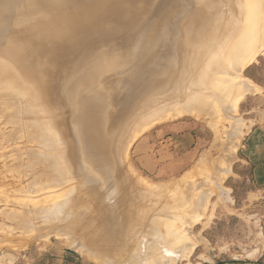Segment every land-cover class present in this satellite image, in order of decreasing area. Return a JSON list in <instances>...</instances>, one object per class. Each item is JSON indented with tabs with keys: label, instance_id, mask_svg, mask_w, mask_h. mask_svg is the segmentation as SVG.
<instances>
[{
	"label": "rangeland",
	"instance_id": "obj_1",
	"mask_svg": "<svg viewBox=\"0 0 264 264\" xmlns=\"http://www.w3.org/2000/svg\"><path fill=\"white\" fill-rule=\"evenodd\" d=\"M101 1L61 0L66 13L88 11ZM127 1L131 5V9L126 10L131 12V25L121 27L118 23L123 22L109 17L104 24L105 30L82 44L83 55L73 56L66 60L64 69L48 75L47 64L51 61L48 55L41 53L39 57L33 55L23 61L16 57L20 54L14 52L21 34L42 18V9L30 0H0V264H256L264 260V185H258L252 167L245 164L246 157L241 154L253 129L264 128V28L258 32L256 51L249 56L245 53L247 58L240 74L239 100L235 107L226 103V106L179 109L180 116L142 129L125 155L126 149L123 150L120 144L125 140L127 143L133 130L137 132V128L145 127L143 122L158 110L156 105H165L169 102L168 96L173 94L168 90L173 88L170 76L179 64L172 63L168 56L178 52L173 46L177 44L178 47L183 41V23L201 11L211 17L227 15L226 7L220 4L209 7V0ZM25 14H29V18ZM58 31L56 27L48 34L55 35ZM149 36L155 38L156 48L151 51L155 53L153 58H166L153 65L151 58L146 59L147 53L142 58L135 57L144 49ZM28 73L31 74L27 76ZM55 75L59 76L55 83V99H52L54 114L57 121L66 123L69 138L65 139L71 145L68 148H78L81 169L75 174L67 173L59 186L56 184L54 188L52 185L54 190L49 185L47 191L32 193L31 184L37 170L32 172L28 168L27 158L32 150L48 153L56 145L52 140L50 146L47 141L28 136L21 126L34 119H46V115L29 110V104L35 96L34 81L47 86ZM85 86L87 89L83 90ZM14 88L19 92L12 102L6 95ZM195 90L200 92L201 89L189 88L186 97ZM114 99L116 104L111 106ZM144 100L147 101L143 108ZM180 104H184V99ZM1 105L6 107L8 114ZM81 117L89 132L88 140ZM74 128L81 133L80 138L73 135ZM101 136L108 141V147L102 153L104 156L102 151L91 146V141L101 139ZM134 177L141 186L165 184L162 192L158 190L149 197L151 201L159 200L165 204L177 200L181 194L184 198L192 196L193 202L185 201L178 217L177 213H171L177 218L172 221L176 223L172 226L176 240L167 239L157 251L155 247L151 249L153 243L146 236L152 232L155 212L136 210V214L126 217L133 227L127 237L123 229L127 222H123V217L128 211L122 209V198L118 199L121 193L117 198L116 194H111L104 196L106 201H92L94 189L110 190L123 178L133 183ZM109 184H113L112 187ZM146 189L150 191V187ZM47 196L60 200L65 196L71 199L70 204L65 212L40 217L42 214L37 210ZM200 196L203 199L200 200ZM34 200L38 202L34 203ZM147 204L150 207L151 204ZM95 206L103 210V215ZM12 211L26 214V219H30L26 223L27 229L24 223L25 226L19 225L9 218ZM116 218L118 231L112 239L106 235L109 229L106 225L109 222L111 226ZM70 238L76 244L71 243ZM136 253L139 257L134 258Z\"/></svg>",
	"mask_w": 264,
	"mask_h": 264
},
{
	"label": "bare ground",
	"instance_id": "obj_2",
	"mask_svg": "<svg viewBox=\"0 0 264 264\" xmlns=\"http://www.w3.org/2000/svg\"><path fill=\"white\" fill-rule=\"evenodd\" d=\"M30 1H31V3L33 2V3H36V5L37 4L39 5L38 7H39V9H42L41 12L43 15H42V18L40 20H38L37 23H33L32 26H30L29 30H27L25 33L21 34L20 39L18 38V44H17L14 52L17 54H20L18 56L16 55V57L19 59L21 58L20 60H23V61L26 60V57H30L33 55L34 56L38 55V57H39L41 53L48 55L47 57L51 58V61H49L50 63L47 64V68L49 67V71L47 70L48 75H50L52 71L53 72L57 71V70L61 71L62 69H64L63 67H64V64L66 63V60L71 59L73 56H76V55H78V56L83 55L84 54V52H83L84 47L82 46V44L85 43L86 41L90 40L91 38L95 37L96 34L104 31L105 30L104 24L107 22V20H109V17H111V18L116 17L121 22H123V23H118L121 27H127V26L132 24V23H129V21L132 20V16L130 14L131 12L126 11L128 9H131V5L127 0H103L98 4V6L93 7L88 11H82V12H78V13H70V12L66 13L65 11H63L64 9L62 7H64V6H62L61 0H30ZM66 4H69V3L67 2ZM214 4H217V5L220 4V6L223 8L226 7L227 8V12H226L227 15H225V16L219 15L216 17H214V16L211 17V16H208L205 12L201 11L199 13L192 15L188 19L187 23H183L184 38H183V41L181 43L182 45L181 44L179 45V43H178L179 46L177 47V44H174L173 47L178 48V52L177 53L172 52L168 56L169 60L172 61V63L178 62V64H179V66H177L178 67L177 71H174L170 76V81L173 83V88L170 87L171 89L170 88L168 89V87H166L169 91L172 90L173 94H171V96H168L169 98L167 99V101H169V102L165 103V105L163 104L162 106H160L159 104H161V103L156 105L158 110L156 109V112L155 111L152 112V114H150L147 118H145V120L143 122L145 124V127L143 126L144 128L142 126H141L142 128H137V132H133L134 131L133 130L129 134V136L127 137V138H129L127 143L125 140L124 142H122L120 144V147L122 146L123 150L126 149V151L124 150L125 155L127 153V149L129 147V145L131 144V142L135 138H137L139 132L142 129H147V128L152 127L153 125L156 124L155 122L159 123L160 121H162V123H163L164 120L174 119V118L178 117L179 114L177 111L179 109H182L185 107L186 108H196V107L202 106V108L203 107L207 108V106H210V107L211 106L212 107L213 106H220V105L226 106V103L233 105L234 107L237 105V101L239 100L238 99L239 98V92H240L239 91L240 85L238 83L240 81V76H241L240 74L243 70V64L245 63V60L247 58V54L249 56L251 53L256 51L255 50V48H256L255 44L257 41L258 32L260 33V31H261L260 29L264 28V0H209L208 1L209 7L213 6ZM182 7H183V5H182ZM69 8L70 9L72 8V7H70V4H69ZM67 10H69V9H67ZM25 15L28 16L29 14H25ZM155 15H157V14H155ZM29 16H28V18H29ZM13 17H15V16H13ZM28 20H30V19H28ZM167 20L168 19L166 18V20H164V21L166 22ZM124 22H127V23H124ZM177 22H178V20H177ZM28 24L26 23V25H28ZM164 24H166V23H164ZM175 24H176V22H175ZM56 27L59 30L57 34H55V35L48 34V31L52 32ZM175 27L176 26H174V28ZM164 29L166 30V26H164ZM150 36L145 40L146 46L144 47V49L141 50L139 53H137L135 57L142 58L143 55L145 53H147L146 59L150 60V58H151L150 61L153 65L155 61H161L162 62V60L166 59V58H163V57L160 58V56L157 57L159 60L153 58L155 53H153V52L151 53V51H154V49L156 48V45H155V38H152ZM168 43H170V42H168ZM145 51H147V52H145ZM132 53H134V52H132ZM245 53H247V54H245ZM151 54H153V55H151ZM170 56H172V57L170 58ZM152 59H155V60H152ZM93 60H95V58ZM93 60H92V62H93ZM250 64H248V65H250ZM88 68H89V66H88ZM94 70H95V68H94ZM96 70H98V69H96ZM87 72H86V74H88ZM58 73H60V72H58ZM30 74L31 73H28L27 76ZM154 74H156V72ZM55 76H56L55 77L56 79L54 78L50 82V84H48L47 86L41 85L40 81L38 82V80L34 81V83H35V91H34L35 96H34L33 100H31V103L29 104V108H30L29 110L33 111L36 114L42 113V114L46 115V119H44V120L34 119V121L25 122V123H23V126H21V127H24V129H26L25 131H26V133H28V136H35L36 139H38V140L47 141V143L50 146H51V143H49V141L52 140V144L54 143L56 145V148L53 147L52 150L49 151L48 153L41 152L40 150H35V151L32 150V153H30L28 158L26 157L28 159V168L32 169L33 170L32 172H34L36 170L41 171L39 173H37V171L34 172L35 173V180L33 179L34 182L31 184L32 193L36 192V191H39V193L42 191H47V189H49V188H47V186L49 187V185L51 187H52V185H54V188H56L57 185L61 182L62 178L67 175V173L74 172V174H75V173L80 172L79 170L81 169L80 168V160H79L80 154L78 152L79 151L78 148H76V147L74 149L68 148V147H71V145L69 143V140H66L69 138V135H68V133L66 131V127H65L66 123L64 124L62 121L61 122L57 121L58 117L56 116V114H54V104H52V99H55L54 95H55V91H56V87H57V85H55V83L57 84V79H58L57 76H59V75H55ZM89 77H92V76H89ZM147 78H146V80H147ZM152 80H153V78H152ZM141 83H142V81H141ZM250 84H252V83H250ZM138 86H139V84H138ZM191 87L194 89L199 88L201 90H200V92L195 90V91H193V93L190 94L191 96L188 95L186 97V92H187L186 90H188ZM254 87H253V90H254ZM85 89H87L86 86L83 87V90H85ZM243 90L244 89H242V91H241L242 93H243ZM18 92H19V90L14 88L12 90V92H10L6 95V99L14 102L13 97L16 96V93H18ZM256 92L257 91H255V93ZM242 93H241V96H242ZM249 94H251V93H249ZM183 99H184V104H180V101H182ZM146 101L144 100V102H142L141 107H143V108L145 107ZM4 102L6 103V101H4ZM5 103H2V104L4 105ZM113 104H116V99L111 100L110 105L112 106ZM3 105H1V106L3 107ZM210 107H208V108H210ZM4 109L6 110V107ZM9 109H10V107H9ZM9 109H8V111H9ZM11 109L14 111V108H11ZM90 109H92V106ZM225 110H226V108H225ZM232 110H233V108H232ZM2 111H4V110H2ZM6 112H7V110H6ZM170 112H172L171 113L172 115H170ZM189 112H191V111H189ZM2 113H4V112H2ZM5 114H8V112ZM13 120L14 119H11L12 122H13ZM80 121L83 122L84 132L86 133L87 140H88V133L89 132H87V126H84V121H83L82 117H81ZM15 124H12V126ZM17 125H18L17 127H20L19 123H17ZM9 126H10V124H9ZM94 126H95V124H94ZM80 134L81 133H78V129L74 128L73 135L80 138L81 137ZM25 135H27V134H25ZM19 136H20V134H19ZM22 136L24 137V135H22ZM89 139H92V138H89ZM238 140H240V139L238 138ZM32 142H35V141H32ZM91 146L96 147V149H99L100 151H102L101 152V155H102V153H104L103 150L105 151L108 147V141L104 137L102 138V136H101V139H98V140L95 139V140L91 141ZM94 153H96V152H94ZM105 153H107V152H105ZM101 155H99L100 158L102 156H104V155H102V156ZM226 155L224 157H226ZM96 157L97 156H95V158ZM104 160H105V157H104ZM19 161H20V158H19ZM221 163H223V162H221ZM228 165H229V163H228ZM228 165H227V168H228ZM223 167H224V165H223ZM130 168L131 167H129V169ZM101 170H103V169H101ZM108 172L110 173L109 170H108ZM131 172H133V170ZM112 174H113V172H112ZM222 174H224V172ZM187 175H189V174H187ZM27 176H28V174H27ZM220 176H221V174H220ZM109 177H111V176H109V174H108V179H109ZM186 178H187V176H186ZM137 179H138V176H137ZM137 179L134 177L132 180L133 181V183H132V182L128 181V179L123 178V179L117 181V183L115 185L111 184V185H113V187L109 184L112 187V188L109 187V188H111L110 190L107 188H101L98 190L94 189V192L92 193V196H91L93 199L92 201H95L97 203H98V201L101 202L102 201L101 199H104L103 201H106L107 198H105V197H107V195L110 197L111 194H116V198H117L118 193H121V195H119L120 197L118 199L120 200L122 198L121 199L122 203H123L122 209H124V211L126 210V212L128 211L127 214L123 217V222H127L126 217H131V215L133 216V214H136V210L140 211L141 213H144L147 209H151L152 212H155V214L153 216L154 221H153V224L151 225L152 232H151V234L146 235V236L149 238V242L153 243L151 249L153 247H155L154 249H155V251H157L158 247L161 246L160 244L162 242H167V239H168V241H171V242H174L176 240L175 239L176 235L174 234L176 232H173V230H175V229L172 228V226L174 224H176V223L173 224V222H174L173 220L177 219V218H175L176 216L174 214L177 213V217H178V213L181 210V207L184 205V202L185 201H191L192 196L190 195V196H187L186 198H184L183 194H181L182 196L178 195L180 197L177 200L171 199V200H173L172 202L167 201L165 204H162L159 200L151 201L149 197H152L153 195H155L158 192V190L161 191L162 189L166 188L165 184H164V186H162L163 184L162 185H159V184L155 185L154 184V185L150 186L147 183L148 186L147 185L141 186V185H138L136 183ZM140 179H142V178H140ZM110 181H114V180L110 179ZM204 181H206V180H204ZM184 182H185V180H184ZM219 183H221V182H219ZM91 186H92V184H91ZM146 186L150 187V191H148L146 189L147 188ZM54 188L52 187L50 189L54 190ZM26 192H27V190H26ZM161 192H159V193H161ZM207 192H208V190H207ZM209 192H211V191H209ZM36 193H38V192H36ZM98 194L102 195V196L98 197ZM199 198H200V200L203 199L201 196ZM98 199H100V200H98ZM147 199L150 200V202H146V201H148ZM70 200H71L70 198H67V197L65 198V196L61 200L57 197H51L50 198V196H49V198H48V196H47V198L44 199V201H41L40 206H39L37 211H39L42 214L40 217L50 215L54 212H57V213H60L62 211L65 212L68 205L70 204ZM207 200L208 199H206V201ZM206 201H204V202H206ZM37 202L35 201L34 203H37ZM42 202H43V204H42ZM191 202H193V201H191ZM34 203H33V205H34ZM147 203L151 204L150 207ZM208 204H210V203H208ZM95 209L98 211L99 214L103 215V213H104L103 210H100L99 207H97V206H95ZM189 209H190V207H189ZM202 209H204V208H202ZM172 210H174V211H172ZM192 210L194 211L193 208H192ZM196 211H198V210H196ZM171 213H174V214H171ZM6 215H7V213H6ZM8 215H9V218L18 222L19 225L23 224V223L26 225V223L27 222L29 223V221H30V219H29V221H28V219H26V217H27L26 214L22 213V212L20 213V211H16V212L12 211V212H9ZM116 217H118V216H116ZM34 219H35V217H34ZM119 219H122V218L120 217ZM7 220H8V218H7ZM117 221L118 220L116 218L112 222L113 224H111V226H110L109 222L107 223L106 226L109 227V229L107 228L108 231H106V226H105L106 235L111 236L110 238H112V239H113L116 231H118V230H116V226H117V224H119ZM145 226L146 225H144V227ZM27 228H28V226L25 229H27ZM163 228H165V231L163 230ZM123 229L125 230V235H127V237H129L130 233H132V231H133V227L131 225H129L128 222L126 224H124ZM30 231L32 232V229ZM167 237H169V238H167ZM72 239H75V238H72ZM70 241H71V243H75L71 240V238H70ZM109 242H111V241H109ZM119 243H120V241H119ZM77 244H78V242H77ZM130 245H132V243ZM149 246H151V245H149ZM109 247H111V246H109ZM113 247H114V245H113ZM82 248H84V247H82ZM88 249H90V248H88ZM127 249H129V248H127ZM129 251H130V249L128 250V252ZM126 252H127V250H126ZM150 252H152V251L150 250ZM154 253L155 252H153L152 254H154ZM152 254H151V256H152ZM149 255H148V257H149ZM136 256L139 257L137 255V253H136L134 258H136ZM153 256H155V255H153ZM106 257L108 258V255H106ZM145 257H147L146 254H145ZM7 258H9V257H7ZM143 258H144V255H143ZM129 259H132V258H129Z\"/></svg>",
	"mask_w": 264,
	"mask_h": 264
},
{
	"label": "crops",
	"instance_id": "obj_3",
	"mask_svg": "<svg viewBox=\"0 0 264 264\" xmlns=\"http://www.w3.org/2000/svg\"><path fill=\"white\" fill-rule=\"evenodd\" d=\"M241 154L246 157L245 164L252 167L258 185H264V128L253 129ZM256 264H264V260Z\"/></svg>",
	"mask_w": 264,
	"mask_h": 264
}]
</instances>
